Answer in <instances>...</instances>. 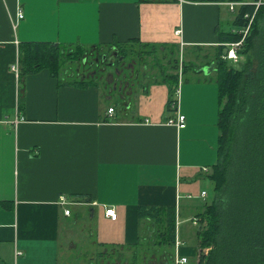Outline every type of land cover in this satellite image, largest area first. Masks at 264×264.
I'll return each instance as SVG.
<instances>
[{
  "label": "crops",
  "instance_id": "obj_1",
  "mask_svg": "<svg viewBox=\"0 0 264 264\" xmlns=\"http://www.w3.org/2000/svg\"><path fill=\"white\" fill-rule=\"evenodd\" d=\"M253 1L0 0V264H82L83 255L86 264H175L177 256L198 264L210 249L200 247L198 231L214 197L220 136L218 87L208 67L219 33L236 32L239 7ZM230 2L241 4L231 9ZM17 3L24 18L13 28ZM261 26L264 32V11ZM22 42L83 46L90 61L118 46L132 54L156 48L165 73L178 76L185 127L169 123L176 96L151 56L147 67L126 59L118 92L105 75L77 84L93 79L91 66L82 69L87 61H69L57 76L43 68L17 78L10 66ZM181 62L192 66L182 71ZM16 117L23 120L15 126ZM107 206L115 220L105 216ZM141 208L152 216L141 217ZM169 208L178 248L165 241Z\"/></svg>",
  "mask_w": 264,
  "mask_h": 264
},
{
  "label": "trees",
  "instance_id": "obj_2",
  "mask_svg": "<svg viewBox=\"0 0 264 264\" xmlns=\"http://www.w3.org/2000/svg\"><path fill=\"white\" fill-rule=\"evenodd\" d=\"M263 11L264 7L261 5L257 9L254 4L241 5L233 22L237 31L219 33L221 44L214 59L209 63L215 73L214 79L218 87L220 136L216 161L210 175L214 197L202 213V220L206 225L198 231L200 247L210 249L206 255L200 256L198 264H264V75L261 76L258 71L261 65L264 67V32L261 26ZM252 15L254 16L250 30L244 37L242 49L238 53L244 55L246 50L252 51L259 63L254 73L249 68V56L245 55L243 67H233L224 57L229 48L227 44L242 38L240 31ZM73 49L66 52L65 47L52 43H20L19 77L43 68H48L57 76L66 62L81 60L87 61V66L93 68V79L76 82L77 84L84 86L103 80V67L107 66L108 56L105 53L98 54L90 61L83 46ZM153 50L149 48L145 52L132 54L124 47L118 46L117 55H112L114 60L109 61H112L111 66L120 71V68L123 69L127 64L125 61L129 57L134 61L129 60L128 63L134 68L135 64L138 67H147L149 62L146 58L151 56V65L157 67L160 76L169 79L173 96L178 85V76L165 73L162 59L155 53L156 48L153 47ZM170 62L175 69L179 67L180 61L177 57ZM190 66L192 64L181 62L182 71H186ZM138 74H134L135 79ZM115 77L119 75L115 73ZM106 79L105 75V82ZM117 102L121 106L123 100L117 98ZM173 102L174 98H171L168 105L171 106ZM151 214V209H140L141 217H150ZM166 214L165 241L171 246L175 243L176 235L175 209H167ZM131 264H136V260H132Z\"/></svg>",
  "mask_w": 264,
  "mask_h": 264
},
{
  "label": "built area",
  "instance_id": "obj_3",
  "mask_svg": "<svg viewBox=\"0 0 264 264\" xmlns=\"http://www.w3.org/2000/svg\"><path fill=\"white\" fill-rule=\"evenodd\" d=\"M241 3L238 2H230V8L232 9L234 5H238ZM253 4L255 5V8L257 9V7H259L260 5L264 4V0H254ZM253 16L249 18V21L247 23V25L244 27V29H242L240 32L242 33V38L237 41V42H233V43H228L227 45L229 46L226 55L224 56L227 59H231L233 61V63L238 61V52L239 50L242 48L243 46V42H244V37L248 34L249 30H250V25L252 23L253 20ZM24 18V13H23V9L21 7V5L19 3L16 4V9H15V16L12 20V26L13 28H16L18 23ZM180 30H176V34H179ZM10 70L16 75V77H19V61L18 59H16V61L11 64L10 66ZM179 86V84H178ZM176 88L175 90V96L176 98L174 99L173 104L171 105L172 109H175L176 111V116L174 119H170L169 123H173L175 124L178 128H183L185 127V116L183 114H181L178 110V95H179V88ZM107 113L109 114V116H112L114 114V108L113 107H109L107 110ZM21 120H23L22 117H16L13 120V124L16 126ZM206 195V192H202L201 193V197L203 198ZM60 204H67L68 201L64 198V197H60ZM70 213L69 208L64 209V214L68 215ZM104 214L106 217L115 220L116 219V212L114 210V208L112 206H107L104 209ZM179 245H181L180 241L178 239L175 240V247L178 248ZM188 262V259L186 256H177L175 259V264H186Z\"/></svg>",
  "mask_w": 264,
  "mask_h": 264
},
{
  "label": "rangeland",
  "instance_id": "obj_4",
  "mask_svg": "<svg viewBox=\"0 0 264 264\" xmlns=\"http://www.w3.org/2000/svg\"><path fill=\"white\" fill-rule=\"evenodd\" d=\"M75 49V48H74ZM73 49V47L72 48H66V52H71V51H73L74 50ZM242 49V48H241ZM240 49V50H241ZM247 49V48H246ZM263 49H264V47H263ZM239 50V51H240ZM264 51V50H263ZM246 53L243 55V54H240V53H238V61L237 62H235V63H233V61L231 60V59H227L226 58V60H228V62L230 63V64H232V66L233 67H240V66H242L243 67V65H244V62H243V59L245 58V55H247V56H249L250 57V62H251V65H250V71H252V73H254L256 70H257V67H258V59H256L255 57H254V55H253V53H252V51H249V50H246L245 51ZM107 56H108V58H109V60H112V58H113V54H112V52L111 51H108L107 53H105ZM95 55H98V54H95ZM95 55H93V56H95ZM262 55H264V52H262ZM87 57H88V60H90V58H93L92 56H90V55H88V52H87V55H86ZM240 56H241V59H240ZM177 59L179 60V58H178V56H177ZM208 61V60H207ZM243 62V64H241V62ZM240 62V63H239ZM67 63L68 62H66L65 63V65L64 66H67ZM79 63H81V60H80V62H79V60L78 61H76V63L75 64H73V67H75V66H81ZM261 63H262V61H261ZM88 64V63H87ZM87 64H86V66H82V69L83 70H85V71H89L88 70V66H87ZM263 64H264V62H263ZM85 67V68H84ZM103 68H105V67H103ZM103 70H105L104 71V74L103 75H106V69H103ZM103 70L101 69L100 71H102L103 72ZM110 70V69H109ZM258 71L259 72H261V76H263L264 75V67L261 65L259 68H258ZM87 74V73H86ZM112 75H114L115 76V73L113 72V73H111ZM102 78H103V76H102ZM263 78H264V76H263ZM114 80V79H113ZM115 81V80H114ZM117 82H119V80L117 79L116 80ZM263 81V85H264V79L262 80ZM225 101V100H224ZM210 193H211V196L213 195V188H211V190H210ZM205 225H206V222L204 223V227H205ZM79 232V240H80V242H79V249L80 250H82L83 248H82V244L83 243H86L85 242V240H86V238H85V233H84V228H83V226H82V224L80 225V230H78ZM83 242V243H82ZM87 248V247H86ZM85 259V256L83 255L82 256V259H81V261H82V264L83 263H87L86 262V260H84ZM75 264H76V262H75Z\"/></svg>",
  "mask_w": 264,
  "mask_h": 264
},
{
  "label": "flooded vegetation",
  "instance_id": "obj_5",
  "mask_svg": "<svg viewBox=\"0 0 264 264\" xmlns=\"http://www.w3.org/2000/svg\"><path fill=\"white\" fill-rule=\"evenodd\" d=\"M114 60V58H112V61ZM112 61H109V59H108V61H106V64H107V66H105L106 68L105 69H107V68H110L111 67V64H112ZM110 66V67H109ZM118 72V70L115 68L114 69V72ZM118 74H120V73H118ZM106 80L109 82V84H111V86H110V88H111V90H116V91H118L117 90V88H118V82L116 81L117 80V78H115V81H113V77H112V75H111V73L110 72H108L107 71V73H106ZM116 87V88H115ZM118 92H120V91H118Z\"/></svg>",
  "mask_w": 264,
  "mask_h": 264
},
{
  "label": "water",
  "instance_id": "obj_6",
  "mask_svg": "<svg viewBox=\"0 0 264 264\" xmlns=\"http://www.w3.org/2000/svg\"><path fill=\"white\" fill-rule=\"evenodd\" d=\"M116 55H117V51H115V52L113 53V56H116ZM103 59H105V57H103ZM111 65H112V64H111ZM208 68H209V70H210V69L212 70V65H209ZM204 70L206 71L207 69H203V71H204ZM115 73L118 74L117 71H116ZM119 83H120V85H121V82H120V81H119ZM115 88H116V87H115ZM117 90H118V91L121 90L120 86H118Z\"/></svg>",
  "mask_w": 264,
  "mask_h": 264
}]
</instances>
